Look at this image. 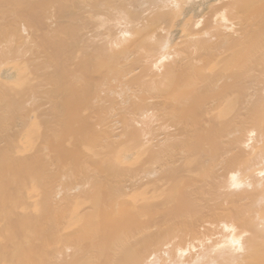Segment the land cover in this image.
Masks as SVG:
<instances>
[{
	"label": "bare ground",
	"instance_id": "obj_1",
	"mask_svg": "<svg viewBox=\"0 0 264 264\" xmlns=\"http://www.w3.org/2000/svg\"><path fill=\"white\" fill-rule=\"evenodd\" d=\"M0 264H264V0H0Z\"/></svg>",
	"mask_w": 264,
	"mask_h": 264
},
{
	"label": "rangeland",
	"instance_id": "obj_2",
	"mask_svg": "<svg viewBox=\"0 0 264 264\" xmlns=\"http://www.w3.org/2000/svg\"><path fill=\"white\" fill-rule=\"evenodd\" d=\"M9 45H11V43H9ZM13 45H15V43H14ZM17 88H18V87H17ZM21 89H22V91H21L20 94H22V92L24 91L23 88H21ZM19 90H20V89H19ZM19 90H18V91H19ZM25 91H26V90H25ZM13 92H15V90H14ZM13 92H12V93H13ZM19 92H20V91H19ZM26 92H27V91H26ZM17 93H18V92H17ZM23 94H24V92H23ZM15 95H16V93H15ZM18 95H19V94H17V95L15 96V97H19L18 99L16 98V100H21V101H22L21 96H20V95L18 96ZM226 230H228V229H226ZM217 231H218V230H217ZM217 231H216V233H217ZM212 232H213V231H212ZM223 232H224V233H222V234H223V235L225 234V236H226L228 233L226 234L225 232H229V231H223ZM216 233L214 232V233L211 235V237L214 236V237L212 238V240L215 239V238H217V237L219 238V236H220V238H221V236H223V235H221V234L218 235V234H216ZM216 235H217V236H216ZM211 237H210V241H209V242H210L211 244H213V242L216 243V239H215V241H214V240L212 241V240H211ZM218 238H217V239H218ZM220 238H219V239H220ZM219 239H218V240H219ZM221 239H222V238H221ZM221 239H220V240H221ZM218 240H217V241H218Z\"/></svg>",
	"mask_w": 264,
	"mask_h": 264
}]
</instances>
